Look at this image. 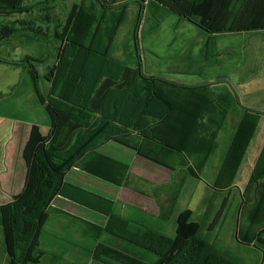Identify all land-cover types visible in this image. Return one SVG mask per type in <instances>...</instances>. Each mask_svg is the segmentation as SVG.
I'll return each mask as SVG.
<instances>
[{
  "label": "trees",
  "instance_id": "16d2710c",
  "mask_svg": "<svg viewBox=\"0 0 264 264\" xmlns=\"http://www.w3.org/2000/svg\"><path fill=\"white\" fill-rule=\"evenodd\" d=\"M24 1L0 0V14L28 12ZM135 1H151L207 33V59L212 56L209 51H215L214 34L264 31V0ZM113 9L107 0H83L74 11L60 36L63 46L58 48L57 65L46 76L50 84L47 95L38 87L35 63L40 60H0V64L21 69L31 77L38 103L51 122L48 136H43L38 127L32 128L28 146L37 148L28 163L26 189L0 208L7 264L33 262L31 254L38 251L50 219V205L61 194L64 179L73 167L117 186L132 187L128 166L97 153L109 141L126 145L140 157L174 171L175 179L152 194L160 208V222L172 219L183 180H201L216 149L226 118L225 104L207 89L144 78L140 63L137 61V68L133 69L128 62L130 54L119 61L113 44L126 9ZM259 120L258 115L245 113L212 191L202 200V216L195 220L192 211L181 213L174 236L161 228L132 229L130 221L111 210L109 201L88 195L91 201H81L82 205L108 217L104 228L84 223L85 234L97 242L93 260L102 264H244L235 252L224 249L210 236L213 229L220 227L221 211L213 222L209 221L215 210L213 195L216 197L235 184ZM161 193L170 194L167 204ZM243 195L241 218H246L248 225L240 226L239 243L261 250L264 264V148ZM104 236L123 241L134 251L119 249L107 243Z\"/></svg>",
  "mask_w": 264,
  "mask_h": 264
},
{
  "label": "rangeland",
  "instance_id": "374dc122",
  "mask_svg": "<svg viewBox=\"0 0 264 264\" xmlns=\"http://www.w3.org/2000/svg\"><path fill=\"white\" fill-rule=\"evenodd\" d=\"M82 1L25 0L28 12L0 14V60L14 62L26 57L40 60L35 64L39 75L38 87L43 95L50 91L46 76L51 69H55L58 48L63 46L60 36L67 29L74 11ZM85 1L92 3V0ZM107 2L112 4L113 11L126 9L125 19L120 24L113 44L115 57L119 61L126 59L130 54L132 58L131 61L128 58V62L133 69L137 68L135 63L139 62V70L144 78L160 79L185 88L207 89L213 98L225 104L223 108L227 111L216 139V149L207 163V174L203 175L204 170L200 175L201 180L191 177L183 180L172 219L167 225L161 222L168 234L176 227L177 217L186 211L184 209L195 189L198 194L203 190V199L212 191L202 182L204 180L211 183V171L220 169L245 113L250 112L260 117L257 131L236 177L242 190L236 193L228 189L216 197L213 195L215 210L209 222H213L221 211L220 227L211 231L212 239L218 241L224 249L235 252L244 264H262L261 250L251 245H241V236L238 237L240 226L248 225L247 219L241 218L245 202L243 192L264 148V35L214 34L212 37L215 41V51H212L213 54L209 51L212 56L207 59L208 34L180 16L152 4L151 1ZM38 33L48 37H40L36 35ZM33 89L32 79L27 73L0 64V120L5 118L9 124L35 121L41 123L46 114L44 108L35 103L38 100ZM9 138L11 135L6 131L0 133V139ZM109 142L111 144L103 148L106 153L112 150L114 143L122 145L115 140ZM122 146L132 149L126 145ZM181 181L182 178L177 184ZM161 186L164 185L158 187ZM161 195L167 204L170 194ZM203 211L201 201L194 219H199ZM236 218L239 221H235ZM51 224L52 221L48 226ZM48 226L43 229L44 234L40 237L38 251L31 254L33 262L27 264H102L93 260V254H90L95 239L78 244L66 242L61 227ZM50 228L53 230L48 234ZM170 235L173 236L172 232ZM7 263V254H0V264Z\"/></svg>",
  "mask_w": 264,
  "mask_h": 264
},
{
  "label": "crops",
  "instance_id": "0c3cea01",
  "mask_svg": "<svg viewBox=\"0 0 264 264\" xmlns=\"http://www.w3.org/2000/svg\"><path fill=\"white\" fill-rule=\"evenodd\" d=\"M249 34L255 36L264 35V31L237 33V35ZM8 67L15 69L11 66ZM35 103L38 102L35 101ZM45 114L46 118L42 119L40 121L41 123L35 121L23 124L20 122L9 124L5 118L0 120V133L3 134L6 131L11 135V138L7 140L0 139V208L12 203L26 189L28 163L32 162L37 148V146H28L32 128L34 126L38 127L39 132L43 136H48L51 131L50 119L46 112ZM7 125L9 126L8 128ZM109 144L111 142L102 145L97 153L127 165L129 168L128 174L130 175L129 183L132 187L117 186L85 172L80 167H73L64 179L61 194L57 195L50 205L51 215L45 226L47 227L52 221L51 226L48 227H52V225L53 227H61V230L64 231L66 242L78 244L87 240L91 241L93 237L85 234L84 223L104 228L108 222V217L104 214L82 205L83 203L81 201H91L88 195L98 196L109 201L112 206L111 210L130 221L132 229L147 227L161 228L166 231V227L159 221L160 208L152 194L154 193L153 189L155 187L172 182L175 174L174 171L142 158L136 151L117 143H114L112 150L106 153L103 151V148ZM216 170H212L209 175L211 177V183L204 180L202 182V184L206 183L210 189L218 176L219 169L217 168ZM207 171L208 165L203 175H206ZM238 182L239 180L236 179L235 184L230 188L232 192L239 193L242 190ZM81 192L86 193L87 196ZM203 196L202 189L199 194L195 189L194 194L190 197L191 199L184 210H190L196 214ZM173 220H175V216ZM235 221L239 220L236 218ZM169 222L163 223L167 225ZM234 227H236V223ZM175 228L169 231L170 234L172 232L173 236L175 234ZM51 230L53 229L50 228L48 230V234L51 233ZM45 232L47 235V230ZM42 234H44V230ZM58 238L60 241L62 240L61 237ZM103 239L107 243L113 244L115 247L123 249L124 251H134L132 246H129L123 241L110 239L106 236ZM93 243L94 246L97 244L94 240ZM94 246L90 249V254H93ZM0 254H7L1 227Z\"/></svg>",
  "mask_w": 264,
  "mask_h": 264
}]
</instances>
